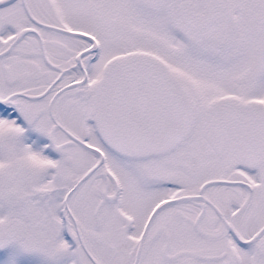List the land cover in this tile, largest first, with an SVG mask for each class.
I'll use <instances>...</instances> for the list:
<instances>
[{"label":"snow or ice","instance_id":"6c2138e0","mask_svg":"<svg viewBox=\"0 0 264 264\" xmlns=\"http://www.w3.org/2000/svg\"><path fill=\"white\" fill-rule=\"evenodd\" d=\"M0 264H264V0H0Z\"/></svg>","mask_w":264,"mask_h":264}]
</instances>
